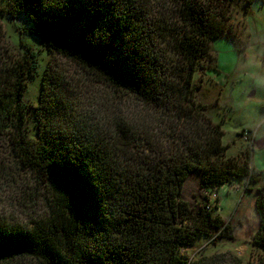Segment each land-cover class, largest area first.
Segmentation results:
<instances>
[{
    "label": "trees",
    "instance_id": "obj_1",
    "mask_svg": "<svg viewBox=\"0 0 264 264\" xmlns=\"http://www.w3.org/2000/svg\"><path fill=\"white\" fill-rule=\"evenodd\" d=\"M233 1L0 0L1 16L28 22L16 26L17 51L0 29V139L33 182L22 201L43 204L27 224L0 214V264H264L181 253L200 237H234L221 206L183 198L192 174L206 194L260 179L253 144L228 151L195 83L212 43L231 35ZM24 35L50 53L33 108L24 97L40 64ZM82 87L94 90L87 100ZM255 204L252 242L264 249V184Z\"/></svg>",
    "mask_w": 264,
    "mask_h": 264
},
{
    "label": "rangeland",
    "instance_id": "obj_2",
    "mask_svg": "<svg viewBox=\"0 0 264 264\" xmlns=\"http://www.w3.org/2000/svg\"><path fill=\"white\" fill-rule=\"evenodd\" d=\"M227 16L224 22L227 29L232 26L231 35L222 36L212 43V59L202 61L204 66H210L206 72L204 68L196 74L195 83L201 84L197 89L198 99L209 104L211 114L217 120L223 119L224 141L230 144V153L239 152L246 143L254 140L252 166L260 172V179L248 185L253 187L252 190L245 188L246 183L237 181L233 185L226 184L220 192L208 196L200 186L199 173L192 174L183 188V198L196 208L205 200H212L221 206V215L233 226L234 237L217 241L213 236L200 237L195 246L181 248V253L190 261L226 254L236 255L248 263L264 259V249L254 246L252 242L259 226L255 196L257 187L264 184V147L257 146V139L264 133V0H252L248 6L245 0H234L232 5H228ZM17 25L28 26V22L22 16L12 19L0 15V29H4L14 51L20 49L21 36L16 30ZM1 37L0 34V46L6 44ZM24 38L37 51L40 64L39 72L30 80L24 97V102L33 108L38 104L40 85L50 53L38 40L26 35ZM98 90L105 92L109 99L108 89L101 87ZM93 92L82 87L80 94L75 96L87 100ZM126 100L121 106H116L117 110L127 111L130 102L127 104ZM35 123L32 116L28 126L34 129ZM9 148L0 139V214L8 220L27 224L35 218L36 213H41L43 204L41 201L35 205L31 201L27 204L22 201V193L33 182L25 186L23 177L30 175L26 173L27 170L15 167L16 162L11 158Z\"/></svg>",
    "mask_w": 264,
    "mask_h": 264
},
{
    "label": "crops",
    "instance_id": "obj_3",
    "mask_svg": "<svg viewBox=\"0 0 264 264\" xmlns=\"http://www.w3.org/2000/svg\"><path fill=\"white\" fill-rule=\"evenodd\" d=\"M261 126H262V124H261ZM261 126L259 125V128H261ZM260 139H264V133L262 132V137L261 138H259V139H257V142L260 140ZM258 146V145H257ZM259 147V146H258ZM257 147V148H258ZM264 147V144H263V146H261V148H263ZM255 167V166H254ZM263 173H264V170L262 171ZM250 188H253V187H251V185H250ZM257 188H259V187H257ZM256 197V196H255Z\"/></svg>",
    "mask_w": 264,
    "mask_h": 264
},
{
    "label": "water",
    "instance_id": "obj_4",
    "mask_svg": "<svg viewBox=\"0 0 264 264\" xmlns=\"http://www.w3.org/2000/svg\"><path fill=\"white\" fill-rule=\"evenodd\" d=\"M263 144H264V139H260V140L257 142V145H258L259 147L263 146Z\"/></svg>",
    "mask_w": 264,
    "mask_h": 264
},
{
    "label": "built area",
    "instance_id": "obj_5",
    "mask_svg": "<svg viewBox=\"0 0 264 264\" xmlns=\"http://www.w3.org/2000/svg\"><path fill=\"white\" fill-rule=\"evenodd\" d=\"M253 142H254V140L253 141H251V143L253 144ZM217 192H211V193H209V194H207L208 196H211L212 194L214 195V194H216Z\"/></svg>",
    "mask_w": 264,
    "mask_h": 264
}]
</instances>
